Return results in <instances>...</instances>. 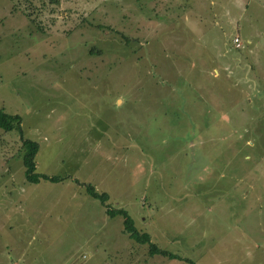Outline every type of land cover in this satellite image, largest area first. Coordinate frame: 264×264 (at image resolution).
<instances>
[{"label": "rangeland", "instance_id": "374dc122", "mask_svg": "<svg viewBox=\"0 0 264 264\" xmlns=\"http://www.w3.org/2000/svg\"><path fill=\"white\" fill-rule=\"evenodd\" d=\"M0 107V264H264V0H0Z\"/></svg>", "mask_w": 264, "mask_h": 264}, {"label": "trees", "instance_id": "16d2710c", "mask_svg": "<svg viewBox=\"0 0 264 264\" xmlns=\"http://www.w3.org/2000/svg\"><path fill=\"white\" fill-rule=\"evenodd\" d=\"M55 1L56 0H52ZM0 128L3 130H9V129H15V131L18 133V140L20 143V146L23 148V151L21 153V161L23 164V173L24 178L27 181L31 182H37L39 179H47L50 181H58L64 178L63 176L55 175V174H46L43 172L35 171V160L34 155L37 151L38 144L35 140L23 137L21 127H20V117L18 114L14 113H8L5 112L0 107ZM77 181V179H75ZM85 190L87 193L94 197H98L102 204L105 206L104 211L109 216H113L115 214L121 215V222H122V228L127 233V235L130 238H133L134 240L138 242H147L148 243V252L149 253H159V254H165L168 256H176L177 254L159 248L154 243L150 242L149 236L146 232L138 231L135 226L133 225V220L131 216L128 214L126 209L123 207H116V208H110L106 204V193L103 191H97L91 184L86 183ZM186 264H195L193 261L189 259H184Z\"/></svg>", "mask_w": 264, "mask_h": 264}, {"label": "built area", "instance_id": "2783aa9c", "mask_svg": "<svg viewBox=\"0 0 264 264\" xmlns=\"http://www.w3.org/2000/svg\"><path fill=\"white\" fill-rule=\"evenodd\" d=\"M232 41L234 42V44L237 46L239 44V41H238V37L237 36H234L232 38ZM10 264H18L16 261H12L10 262Z\"/></svg>", "mask_w": 264, "mask_h": 264}, {"label": "crops", "instance_id": "0c3cea01", "mask_svg": "<svg viewBox=\"0 0 264 264\" xmlns=\"http://www.w3.org/2000/svg\"><path fill=\"white\" fill-rule=\"evenodd\" d=\"M0 216H1V214H0Z\"/></svg>", "mask_w": 264, "mask_h": 264}]
</instances>
